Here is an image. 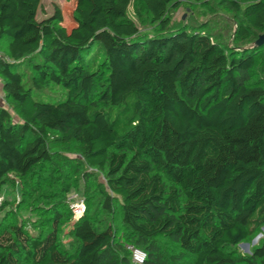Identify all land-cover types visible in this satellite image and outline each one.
<instances>
[{
  "label": "trees",
  "instance_id": "1",
  "mask_svg": "<svg viewBox=\"0 0 264 264\" xmlns=\"http://www.w3.org/2000/svg\"><path fill=\"white\" fill-rule=\"evenodd\" d=\"M79 1L90 10L68 29L60 8L38 20L42 0H0V83L17 115L0 107V188L75 149L106 179L110 221L87 207L65 250V188L48 232L0 225V264H136L127 243L144 264H264V242L233 251L264 227V85L254 80L264 46L172 28V12L204 0H138L154 36L129 18L134 0ZM220 4L239 18L240 40L248 27L264 34V0Z\"/></svg>",
  "mask_w": 264,
  "mask_h": 264
},
{
  "label": "rangeland",
  "instance_id": "2",
  "mask_svg": "<svg viewBox=\"0 0 264 264\" xmlns=\"http://www.w3.org/2000/svg\"><path fill=\"white\" fill-rule=\"evenodd\" d=\"M220 2L221 0H204L191 6V8L181 7L171 13L172 28H186L192 32H205L230 49H252L262 32L248 27V35L240 40L238 35L239 18L235 17L234 13L229 10H224ZM240 2L241 7L244 8L246 0H240ZM79 4V0H42L38 20L41 21L52 17L55 9L60 8L64 15L63 25L71 29L76 25L73 14L80 12L84 17L90 10V7L86 9L80 8ZM128 16L139 28L141 36H154V34H157L158 26L151 22L138 0L133 1ZM94 53L90 57H93ZM0 57L7 58L6 40L0 41ZM26 70L29 78L30 70ZM254 80L256 82L260 80L264 85V58L258 60ZM49 93L43 101L55 102L61 95L62 90L59 88L53 89ZM0 107L8 109L16 120L17 115L13 110L12 103L6 98L1 83ZM59 156V158H54L52 164L36 168L28 183L13 175L10 176L8 183L0 188V197L4 198L0 208V225H24L26 230L33 234L48 232L51 225L50 214L52 208H55V204L63 198L65 188L70 190L66 198L64 197L70 207V209L68 207L69 213L72 211L71 203L77 200H85L87 207H91V213L97 212L95 213L97 222L110 221V218L103 211L98 193V189L106 184L103 174L88 167L82 156L75 149L62 151ZM67 163L76 166V169L81 168V170L70 173L64 166ZM85 174H88V178ZM119 215L120 211L118 210L117 216L119 217ZM72 216L73 214L71 215L70 213L68 221L62 228L60 238L62 247L69 252H72L77 245V241L71 233V228L75 223ZM263 242L264 227L256 236L240 244L233 251L240 256H250L254 249ZM126 245L128 247L133 246L129 243Z\"/></svg>",
  "mask_w": 264,
  "mask_h": 264
},
{
  "label": "built area",
  "instance_id": "3",
  "mask_svg": "<svg viewBox=\"0 0 264 264\" xmlns=\"http://www.w3.org/2000/svg\"><path fill=\"white\" fill-rule=\"evenodd\" d=\"M4 201L3 197H0V208L2 206V203ZM71 209L73 213V220L74 222L80 221L87 212V206L85 200H77L74 203H71ZM129 250L132 252V258L134 263L136 264H144L147 258V254L134 246L128 247Z\"/></svg>",
  "mask_w": 264,
  "mask_h": 264
},
{
  "label": "water",
  "instance_id": "4",
  "mask_svg": "<svg viewBox=\"0 0 264 264\" xmlns=\"http://www.w3.org/2000/svg\"><path fill=\"white\" fill-rule=\"evenodd\" d=\"M262 46H264V34H262L259 39L255 42L253 48H260Z\"/></svg>",
  "mask_w": 264,
  "mask_h": 264
}]
</instances>
